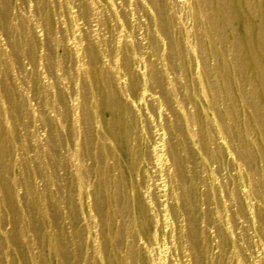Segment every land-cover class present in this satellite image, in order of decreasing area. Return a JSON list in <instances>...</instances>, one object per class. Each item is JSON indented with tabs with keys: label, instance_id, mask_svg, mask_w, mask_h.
<instances>
[{
	"label": "rangeland",
	"instance_id": "rangeland-1",
	"mask_svg": "<svg viewBox=\"0 0 264 264\" xmlns=\"http://www.w3.org/2000/svg\"><path fill=\"white\" fill-rule=\"evenodd\" d=\"M0 264H264V0H0Z\"/></svg>",
	"mask_w": 264,
	"mask_h": 264
},
{
	"label": "bare ground",
	"instance_id": "bare-ground-1",
	"mask_svg": "<svg viewBox=\"0 0 264 264\" xmlns=\"http://www.w3.org/2000/svg\"><path fill=\"white\" fill-rule=\"evenodd\" d=\"M243 46H244V45H243ZM240 49H241V50H243V48H242V47H240Z\"/></svg>",
	"mask_w": 264,
	"mask_h": 264
}]
</instances>
